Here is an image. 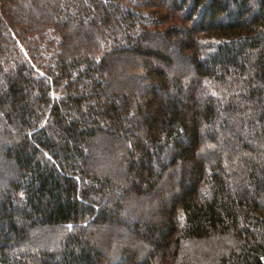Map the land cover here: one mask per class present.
<instances>
[{
    "label": "trees",
    "instance_id": "1",
    "mask_svg": "<svg viewBox=\"0 0 264 264\" xmlns=\"http://www.w3.org/2000/svg\"><path fill=\"white\" fill-rule=\"evenodd\" d=\"M0 264H264V0H0Z\"/></svg>",
    "mask_w": 264,
    "mask_h": 264
}]
</instances>
